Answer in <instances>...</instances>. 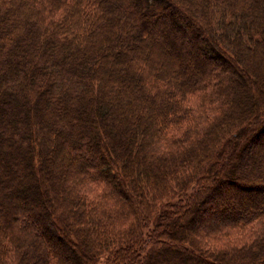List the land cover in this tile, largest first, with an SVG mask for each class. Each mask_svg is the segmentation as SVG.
I'll return each instance as SVG.
<instances>
[{"label": "trees", "instance_id": "obj_1", "mask_svg": "<svg viewBox=\"0 0 264 264\" xmlns=\"http://www.w3.org/2000/svg\"><path fill=\"white\" fill-rule=\"evenodd\" d=\"M99 260L264 264V0H0V264Z\"/></svg>", "mask_w": 264, "mask_h": 264}, {"label": "rangeland", "instance_id": "obj_2", "mask_svg": "<svg viewBox=\"0 0 264 264\" xmlns=\"http://www.w3.org/2000/svg\"><path fill=\"white\" fill-rule=\"evenodd\" d=\"M260 184H262V183H260V182H258V181L254 182V183H253V186L250 188V191L247 192V193L254 194V193H258V192H260V191H261L260 188H259ZM234 189H236V188H234ZM247 195H248V194H247ZM97 264H106V263H105L103 260H99V261L97 262Z\"/></svg>", "mask_w": 264, "mask_h": 264}]
</instances>
